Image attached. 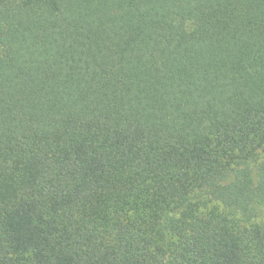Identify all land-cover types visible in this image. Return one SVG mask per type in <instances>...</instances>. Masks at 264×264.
<instances>
[{
    "label": "trees",
    "instance_id": "obj_1",
    "mask_svg": "<svg viewBox=\"0 0 264 264\" xmlns=\"http://www.w3.org/2000/svg\"><path fill=\"white\" fill-rule=\"evenodd\" d=\"M0 264H264V0H0Z\"/></svg>",
    "mask_w": 264,
    "mask_h": 264
}]
</instances>
